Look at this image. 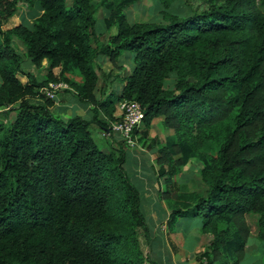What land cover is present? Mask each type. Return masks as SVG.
Here are the masks:
<instances>
[{
	"label": "trees",
	"instance_id": "obj_1",
	"mask_svg": "<svg viewBox=\"0 0 264 264\" xmlns=\"http://www.w3.org/2000/svg\"><path fill=\"white\" fill-rule=\"evenodd\" d=\"M141 1L0 0V264H147L140 237L153 229L128 148L117 135L101 151L88 129L115 135L126 101L144 114L132 136L150 140L168 228L192 222L210 239L198 264H240L249 238L264 243V0H153L161 23H129ZM17 3L40 9L31 29H4ZM49 84L67 85L90 120L56 116ZM158 126L163 143L151 138ZM191 162L200 192L179 185Z\"/></svg>",
	"mask_w": 264,
	"mask_h": 264
},
{
	"label": "rangeland",
	"instance_id": "obj_2",
	"mask_svg": "<svg viewBox=\"0 0 264 264\" xmlns=\"http://www.w3.org/2000/svg\"><path fill=\"white\" fill-rule=\"evenodd\" d=\"M182 12V8L178 7L177 13L181 14ZM125 13L129 23L162 22L158 8L153 0H143L126 10ZM40 15L41 11L37 5L29 6L24 3H17L16 12L5 25L4 29L19 25L31 29L35 20ZM95 16L99 28V23H101L103 18L108 16V13L99 9ZM99 31L100 28L98 32ZM112 32L113 31H111V33ZM103 33L102 41H105L108 37V33L106 31H103ZM13 46L24 60L21 66L22 69L32 73L36 78L40 79L41 76L35 71L30 61L25 57V51L22 45L18 41H14ZM97 62L101 65L103 71L108 72L110 70L109 64L102 58H99ZM120 64H122V62ZM127 73L128 68H126L124 75ZM70 80L73 83L82 84V79L78 74L71 77ZM99 87L103 90H109L108 85L103 84L102 81H99ZM54 95L58 103L55 114L59 118L67 120L71 117L79 116L89 121L92 117V109L89 106L80 104L77 107L79 103H77L71 91L58 89ZM99 95L98 93V98H100ZM111 97L115 99L116 94ZM113 115L116 118L121 116L120 107L116 108ZM88 129L92 132L93 139L101 151H111V145L112 148H118L119 139L117 138V134L109 136L94 123L89 125ZM167 134L168 133L158 126L151 132V138L154 137L158 142L163 143L164 137ZM149 146L150 140L142 143L137 139V146L134 149L126 148L129 153L126 159L125 171L127 177L137 188L141 196L143 211L149 218V224L153 229L148 242H146L143 237H140L141 250L148 255L149 260H147V264L149 261L156 264H198L196 257L207 250L210 239L208 236L199 235L194 228H191V231H187V229L190 228L189 226H192V222L181 223L173 228H169V230H171V232H169L167 229L168 220H166L164 216L163 221L160 220L159 215L166 210L165 202L160 194V192H164L165 184L163 180L158 181L157 179L155 173L156 168L153 167V155L152 151L148 149ZM197 173V165L193 162L180 170L179 185L184 191L200 192L201 188H203L195 183L194 177L197 176ZM153 204L155 205L153 206ZM174 228L176 229L175 233L172 232ZM251 230L252 233L255 234L254 225L251 226ZM240 264H264V243L255 238H249Z\"/></svg>",
	"mask_w": 264,
	"mask_h": 264
},
{
	"label": "built area",
	"instance_id": "obj_3",
	"mask_svg": "<svg viewBox=\"0 0 264 264\" xmlns=\"http://www.w3.org/2000/svg\"><path fill=\"white\" fill-rule=\"evenodd\" d=\"M58 89L69 90L65 84H49L44 88V94L48 99H55V92ZM121 116L117 122H113L108 131L117 134L124 142L127 148L137 146L136 138L132 136L136 128H140L144 114L142 108L136 101H126L120 104Z\"/></svg>",
	"mask_w": 264,
	"mask_h": 264
},
{
	"label": "crops",
	"instance_id": "obj_4",
	"mask_svg": "<svg viewBox=\"0 0 264 264\" xmlns=\"http://www.w3.org/2000/svg\"><path fill=\"white\" fill-rule=\"evenodd\" d=\"M68 78L69 79H71V76H68ZM78 103V102H77ZM81 103H79V104H77V107L80 105ZM85 105V104H84ZM57 106H58V103H57V101H56V106H55V112L57 111ZM118 138V137H117ZM119 139V138H118ZM149 188V187H148ZM155 204H153V206H154ZM165 217V219L167 218V216H168V213H167V210H165V211H163L162 212V214L161 215H159V218H160V220H162L163 221V219H164V217ZM167 220V219H166ZM168 230H169V228H167ZM174 231H172V232H176V229L174 228L173 229ZM187 231H190V230H188L187 229ZM169 232H171V230H169Z\"/></svg>",
	"mask_w": 264,
	"mask_h": 264
}]
</instances>
